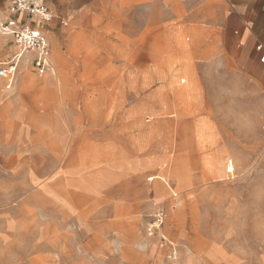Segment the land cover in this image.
Returning <instances> with one entry per match:
<instances>
[{"label":"rangeland","instance_id":"374dc122","mask_svg":"<svg viewBox=\"0 0 264 264\" xmlns=\"http://www.w3.org/2000/svg\"><path fill=\"white\" fill-rule=\"evenodd\" d=\"M48 1L54 71L24 53L0 78V264H264V126L227 0Z\"/></svg>","mask_w":264,"mask_h":264},{"label":"crops","instance_id":"0c3cea01","mask_svg":"<svg viewBox=\"0 0 264 264\" xmlns=\"http://www.w3.org/2000/svg\"><path fill=\"white\" fill-rule=\"evenodd\" d=\"M56 1L68 3L74 0ZM11 2L12 0L10 1V4ZM44 2L54 14L56 13V16L61 17V19L59 18L60 20H55L48 25H44L34 19H29L26 15L15 16V19L21 23L29 24L35 29L43 31L45 35L46 32H48V28L53 23H59L61 27H65L63 22L68 23L66 16L58 15L57 12L49 6L48 0H44ZM69 10L70 9H66L65 7H63L62 11L59 9L63 14L69 12ZM225 10H227V24L225 30L230 34L234 41H237L238 48L240 49V51L237 52V56L239 67L243 73L242 77L245 83V95H250L251 97L257 98V101L259 100L258 106L261 114L260 121L264 126V63L262 62L264 56V0H227V7H225ZM8 17H11L9 7L8 15L5 20H7ZM10 40L13 43L11 38ZM259 48H261V50H259ZM207 49L212 50L213 57L219 55L220 47L218 42H211L210 45L207 46ZM26 57H30V54L28 53ZM3 62H0V64ZM5 81V84L7 85L8 81ZM228 163L233 164V161L229 159L227 165Z\"/></svg>","mask_w":264,"mask_h":264},{"label":"built area","instance_id":"2783aa9c","mask_svg":"<svg viewBox=\"0 0 264 264\" xmlns=\"http://www.w3.org/2000/svg\"><path fill=\"white\" fill-rule=\"evenodd\" d=\"M9 13L11 17L0 24V33L12 39L17 52L10 61L0 64V78L8 81L6 89L11 90L15 82L17 67L24 53L30 54L29 62L38 76L42 77L54 71L51 46L44 32L29 24L19 22L15 16L26 15L29 19H34L44 25L54 21L56 16L44 0H12ZM63 24L67 25L66 22ZM262 62L264 63V56ZM162 223L163 214L159 212L153 224L150 225V231L160 228Z\"/></svg>","mask_w":264,"mask_h":264},{"label":"bare ground","instance_id":"6f19581e","mask_svg":"<svg viewBox=\"0 0 264 264\" xmlns=\"http://www.w3.org/2000/svg\"><path fill=\"white\" fill-rule=\"evenodd\" d=\"M231 170H232V168H231V167H229V168H228V171H231Z\"/></svg>","mask_w":264,"mask_h":264}]
</instances>
